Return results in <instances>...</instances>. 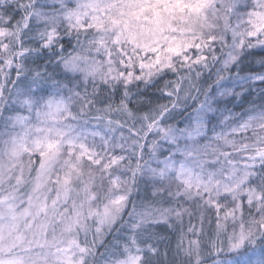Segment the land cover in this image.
<instances>
[{
    "label": "snow or ice",
    "instance_id": "1",
    "mask_svg": "<svg viewBox=\"0 0 264 264\" xmlns=\"http://www.w3.org/2000/svg\"><path fill=\"white\" fill-rule=\"evenodd\" d=\"M0 264H264V0H0Z\"/></svg>",
    "mask_w": 264,
    "mask_h": 264
}]
</instances>
